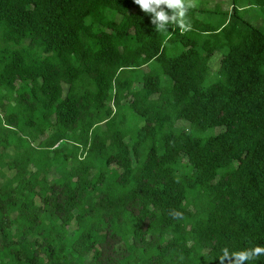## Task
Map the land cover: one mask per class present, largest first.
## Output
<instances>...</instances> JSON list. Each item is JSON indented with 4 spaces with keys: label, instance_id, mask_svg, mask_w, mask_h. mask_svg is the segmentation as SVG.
<instances>
[{
    "label": "trees",
    "instance_id": "obj_1",
    "mask_svg": "<svg viewBox=\"0 0 264 264\" xmlns=\"http://www.w3.org/2000/svg\"><path fill=\"white\" fill-rule=\"evenodd\" d=\"M194 5L0 0V264L264 246V0Z\"/></svg>",
    "mask_w": 264,
    "mask_h": 264
},
{
    "label": "clouds",
    "instance_id": "obj_2",
    "mask_svg": "<svg viewBox=\"0 0 264 264\" xmlns=\"http://www.w3.org/2000/svg\"><path fill=\"white\" fill-rule=\"evenodd\" d=\"M139 9L151 17V24L156 31L166 32L170 24H177L181 29L187 26L186 15L194 7L193 0H133ZM175 219H182L183 214L175 210L170 212ZM220 264H246V262L264 255V246H255L239 251L221 249Z\"/></svg>",
    "mask_w": 264,
    "mask_h": 264
},
{
    "label": "rangeland",
    "instance_id": "obj_3",
    "mask_svg": "<svg viewBox=\"0 0 264 264\" xmlns=\"http://www.w3.org/2000/svg\"><path fill=\"white\" fill-rule=\"evenodd\" d=\"M193 3L196 4V3H197V0H193ZM219 54H220L219 52H216V53L212 56V58H211V65H212L213 67H216V65H217L216 60H217Z\"/></svg>",
    "mask_w": 264,
    "mask_h": 264
}]
</instances>
